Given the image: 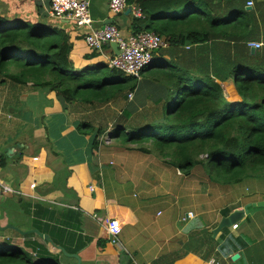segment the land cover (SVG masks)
Wrapping results in <instances>:
<instances>
[{
    "label": "trees",
    "instance_id": "1",
    "mask_svg": "<svg viewBox=\"0 0 264 264\" xmlns=\"http://www.w3.org/2000/svg\"><path fill=\"white\" fill-rule=\"evenodd\" d=\"M248 1L127 0L144 15L134 18L132 32L162 35L175 58L167 61V50H159L141 77L106 63L78 72L65 29L0 15V86L31 84L54 93L69 111L76 106L78 131L91 138L96 157L107 135L124 148L156 153L181 174L200 166L212 183L262 178L264 0H253L251 10ZM255 41L263 44L253 54ZM230 82L236 99L225 88ZM150 87L154 96L147 95ZM44 254H50L44 247L35 255L18 247L0 252V264L54 263Z\"/></svg>",
    "mask_w": 264,
    "mask_h": 264
},
{
    "label": "crops",
    "instance_id": "2",
    "mask_svg": "<svg viewBox=\"0 0 264 264\" xmlns=\"http://www.w3.org/2000/svg\"><path fill=\"white\" fill-rule=\"evenodd\" d=\"M89 1L93 27L103 28L112 21L124 34L132 33L133 12L116 14L110 0ZM50 5L51 0H0V15L9 21L23 18L65 29L77 64L95 63L87 68L91 69L105 63L112 47L105 48L104 56L91 49L84 37L87 29L53 18ZM164 52L167 61L175 59L171 49ZM152 88L145 89L147 95L154 96ZM67 107L54 93L31 84L0 86V161L6 159V165H0V224L15 227H0V244L8 242L0 252L19 247L35 255L44 247L50 253L44 256H52L55 264H264V206L254 205L264 198L234 196L227 207L217 210L207 207L214 205L209 198L200 203L198 197L205 190L193 184L186 195L196 204L158 222L165 210L150 212L147 204L130 203L125 195L122 199V189L115 195L97 189L91 179L100 168L99 158L91 151V138L78 131L82 113L76 106L70 111ZM2 183L12 190L2 191ZM240 209L244 216L216 231L222 219ZM189 212L194 216L188 218ZM106 218L122 223L117 244L110 241L100 220ZM31 230L47 235L51 242ZM237 253L240 257L234 260Z\"/></svg>",
    "mask_w": 264,
    "mask_h": 264
},
{
    "label": "rangeland",
    "instance_id": "3",
    "mask_svg": "<svg viewBox=\"0 0 264 264\" xmlns=\"http://www.w3.org/2000/svg\"><path fill=\"white\" fill-rule=\"evenodd\" d=\"M76 55V50L70 52L75 70L78 66L83 68L81 70L83 71L95 65V63L87 64V62L82 65L77 64ZM225 88L231 94V98L236 99L237 94L233 83H226ZM43 102L45 103V100ZM105 140L110 144L104 143L97 156L100 168L94 180L91 179V181L96 183L95 186L103 194L115 195L122 189V199L125 195L130 203L147 204L150 212L165 210L163 218H159L158 222L166 216L185 212L187 208L196 204L193 200L190 202V196L186 195L193 184L202 185L205 190V193L202 191L203 194L198 197L200 203L205 204L209 198L214 205L207 207L217 210L227 207L228 201H231L234 196L240 198L245 194L246 197L264 198V177L248 178L237 186L212 183L200 166L195 167L191 175L180 174L175 167L165 164L156 153L143 154L131 148L134 145L124 148L117 141H110L107 135ZM48 141H50L49 138ZM52 147H55V143H52Z\"/></svg>",
    "mask_w": 264,
    "mask_h": 264
},
{
    "label": "built area",
    "instance_id": "4",
    "mask_svg": "<svg viewBox=\"0 0 264 264\" xmlns=\"http://www.w3.org/2000/svg\"><path fill=\"white\" fill-rule=\"evenodd\" d=\"M111 10L118 14L127 9V0H110ZM254 1L249 0L247 5L253 6ZM49 14L53 18L59 20L73 21L79 28H86L84 34L87 45L103 56L106 54L105 48L110 43H117L120 53L113 52L107 58L109 68L119 70L128 76L141 77V72L152 65L157 50L168 48L169 42L165 37L159 35L155 31H141L138 33H130L128 35L115 24L109 23L103 28L93 27V19L90 12L89 0H51ZM135 17H144L140 6L133 7ZM262 42L255 41L249 43L250 47L256 49L262 46ZM132 94L128 95L132 98ZM7 185L2 183V191L9 192ZM188 218L193 217V213H188ZM104 222L109 234L110 241L114 244L119 243V237L122 233V223L117 218L100 219ZM238 227V224L233 226ZM137 264V263H134Z\"/></svg>",
    "mask_w": 264,
    "mask_h": 264
},
{
    "label": "water",
    "instance_id": "5",
    "mask_svg": "<svg viewBox=\"0 0 264 264\" xmlns=\"http://www.w3.org/2000/svg\"><path fill=\"white\" fill-rule=\"evenodd\" d=\"M246 8H247L248 10H251L252 6H247ZM131 10H132V7H131V6L128 7V10H127V11H128V12H131ZM110 22L112 23V21H110ZM109 46L112 47V49L114 50V52H115L116 54H119V53H120V49H119V46H118L117 43H113V42H112V43H110ZM256 51H257V49H256L255 47H251V52H252L253 54L256 53ZM254 205H255V206H256V205H258V206H264V201L259 202V203L254 204ZM244 214H245V210H244V209L235 210V211H234L233 213H231L229 216H227V217H225L224 219H222V221H221L220 225L217 227L216 231L221 230V229L224 228L225 226L231 225L232 222L237 221L240 217L244 216ZM0 227H1V228H6V227H13V228H15V227L12 226V225H6V226L2 227L1 224H0ZM31 231H32V232H35V233L39 234L41 237L47 239L48 242H51V240L48 238L47 235L40 233L38 230H31ZM59 248H60L64 253L68 254V253L65 251V249H64L63 247L59 246ZM73 256L76 257V258L80 261V258H79V256H78L77 254H73ZM239 257H240V255L237 253V254H235L232 258H233L234 260H236V259L239 258Z\"/></svg>",
    "mask_w": 264,
    "mask_h": 264
},
{
    "label": "clouds",
    "instance_id": "6",
    "mask_svg": "<svg viewBox=\"0 0 264 264\" xmlns=\"http://www.w3.org/2000/svg\"><path fill=\"white\" fill-rule=\"evenodd\" d=\"M135 6H137V5H135ZM248 6V5H247ZM128 7H130V5H128L127 6V9H128ZM132 7V10H131V12H133V5L131 6ZM127 9H126V11H127ZM74 23V22H73ZM113 23V22H112ZM76 25V24H75ZM133 33V32H132ZM110 47V46H109ZM115 53V52H114ZM155 57V56H154ZM106 64H107V61L105 62ZM154 63V62H153ZM152 63V64H153ZM150 66H152V65H150ZM105 138V137H104ZM180 172V171H179ZM180 174H181V172H180Z\"/></svg>",
    "mask_w": 264,
    "mask_h": 264
}]
</instances>
